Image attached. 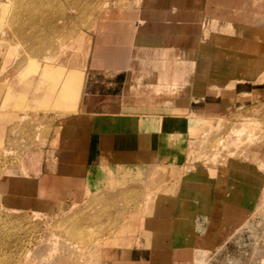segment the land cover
<instances>
[{"label":"rangeland","instance_id":"obj_1","mask_svg":"<svg viewBox=\"0 0 264 264\" xmlns=\"http://www.w3.org/2000/svg\"><path fill=\"white\" fill-rule=\"evenodd\" d=\"M58 1L15 0L18 27L10 17L0 23V264H264V34L258 35L259 50L254 29H240L261 24L264 0H214L208 15L217 19L214 32L223 38L213 41L227 54L225 62L214 58L211 64L214 79L207 84L218 98L214 105H173L192 97L179 85L191 81L197 63L167 58L147 64L158 71L137 87L156 94L160 112L192 119L191 131H173L164 139L149 176L78 190L45 185V149L57 143L85 95L122 76L105 69L125 66L126 56H114L126 54L118 50V34L131 39L126 20L138 18L142 0ZM237 34L244 36V43L233 44L239 53L221 40L229 38V46ZM205 36L211 38L204 31ZM179 94L183 99L166 97ZM162 244L170 247L154 248Z\"/></svg>","mask_w":264,"mask_h":264},{"label":"crops","instance_id":"obj_2","mask_svg":"<svg viewBox=\"0 0 264 264\" xmlns=\"http://www.w3.org/2000/svg\"><path fill=\"white\" fill-rule=\"evenodd\" d=\"M215 5L214 0L141 1L138 18L133 22L126 20L130 23L131 39L118 34L121 36L118 50L123 51L125 48L126 54L116 53L114 56L117 58L126 56L125 66H117L115 69L110 67L105 69L109 71L108 73L103 72L115 75L123 72L122 76L118 75L115 80L108 81L109 85H105L102 91L85 95L78 109L67 118L57 143L45 149L46 156L41 170L45 185L63 184L60 186L65 188L69 185L68 188L71 190H78L82 186L87 189L91 185L121 186L144 180L149 176L155 159L163 153L164 139L173 131L180 133L191 131L192 119H185L178 112H160L162 102L155 101L159 99L156 94L143 92L142 87H137V84L145 83L146 75L158 71L155 66L147 65L151 61L160 62L173 58L181 62L188 59L194 65L197 63L196 69L192 72L191 81L179 86L190 91L187 93L192 97L185 104L173 102V105L187 107L214 105L215 99L218 98H214L213 93H208L210 86L207 84L214 79L211 64L214 58L225 62L227 55L224 48L219 47L223 44L213 41L217 37L223 38L222 33L214 32V23L217 19L209 18L208 15ZM237 7L243 12L249 10V7ZM113 20L116 19H111ZM257 20L261 24H244L240 29L248 27L254 29L251 30L255 31L253 39L261 43L257 40L264 34V27H260L264 26V18ZM220 23L221 26L228 25L222 21ZM204 31L209 32L211 38L206 39L205 36L203 40ZM237 36L229 46L226 45L229 38L221 40L225 42L226 49L239 53V48H235L233 44L244 43L241 40L244 36L240 34ZM213 49L214 55L211 54ZM223 54L224 57H221ZM197 59L198 62L199 60L202 62L198 64ZM146 65L148 71L145 69ZM161 84L164 90H169V84L165 82ZM213 85L214 83L211 86ZM236 86L221 88L235 89ZM183 95L185 94H179V97H166L183 99ZM198 96L201 100L197 98ZM151 106L157 108L153 110ZM159 242L165 243L166 238H160ZM169 247L162 244L154 248Z\"/></svg>","mask_w":264,"mask_h":264},{"label":"bare ground","instance_id":"obj_3","mask_svg":"<svg viewBox=\"0 0 264 264\" xmlns=\"http://www.w3.org/2000/svg\"><path fill=\"white\" fill-rule=\"evenodd\" d=\"M0 1H2V0H0ZM14 1L15 0H5V2L4 3H2L1 5H0V23H4L5 22V20H6V22H10V21H8L9 20V17H10V19H11V23H14V27H18L17 25L15 26V23L16 22H18L19 23V21H17V19H19V17H18V13H17V5L16 4H14ZM60 1V0H59ZM58 1V2H59ZM63 1V0H62ZM76 1V0H75ZM84 1V0H83ZM108 1V0H107ZM130 1V0H129ZM87 2V1H86ZM85 2V3H86ZM96 2V1H95ZM60 3V2H59ZM63 3V2H62ZM71 3V2H70ZM75 3V2H74ZM91 3V2H90ZM92 3H93V1H92ZM97 3V2H96ZM99 3V2H98ZM83 4V3H82ZM65 5V4H64ZM96 5V4H95ZM105 5V4H104ZM48 6V5H47ZM53 6V5H52ZM57 6V5H56ZM77 6H79V5H76L75 7H77ZM82 6H85V5H82ZM82 6H80L81 8H83ZM60 7H61V5H60ZM59 7V8H60ZM62 7H63V5H62ZM89 7H91V6H89ZM88 7V5H87V8H89ZM59 8H56V10H59ZM44 9H47V8H44ZM53 10H54V7L52 8ZM61 9V8H60ZM63 9V8H62ZM89 9H92V8H89ZM88 9V10H89ZM27 10V9H26ZM53 10H52V12H53ZM99 10V9H98ZM29 11V10H28ZM61 11H64V10H61ZM61 11H60V13H61ZM91 11V13H92V11L93 10H90ZM90 11H87V12H90ZM51 12V11H50ZM51 12V13H52ZM99 12V11H98ZM8 13H9V15H8ZM44 12H42V14H43ZM51 13H49L50 15H51ZM58 13V12H57ZM57 13L55 14L56 16H57ZM33 14H35V13H33ZM45 14V13H44ZM48 14V13H47ZM63 14V13H62ZM62 14H60V15H62ZM81 14H83L82 12H81ZM89 14V13H88ZM36 15V14H35ZM40 15V14H39ZM49 15V16H50ZM52 15H53V13H52ZM65 15V14H64ZM34 16V15H33ZM37 16V15H36ZM35 16V17H36ZM45 16V15H44ZM70 16V15H69ZM80 16H82V15H80ZM89 16V15H88ZM18 17V18H17ZM45 17H48V16H45ZM44 17V18H45ZM61 17V16H60ZM64 17H66V16H64ZM71 17V16H70ZM76 17H78V16H76ZM29 18H31V17H29ZM37 18V17H36ZM39 18H41L40 16H39ZM39 18H37V19H39ZM52 18V17H51ZM82 18V17H81ZM101 18V17H100ZM100 18H97V23H96V25H94L95 26V28H96V26H97V24L99 23V20H100ZM8 19V20H7ZM49 19H50V17H49ZM77 19V18H76ZM85 19V18H84ZM83 19V20H84ZM90 19V18H89ZM88 19V20H89ZM30 20H33V19H30ZM53 20V19H52ZM80 20V19H79ZM78 20V21H79ZM83 20H81V21H83ZM96 20V19H95ZM33 21H35V20H33ZM41 21V20H40ZM46 21H47V19H46ZM54 21V20H53ZM60 21V20H59ZM59 21H56V22H59ZM28 22V21H27ZM30 22V24H31V21H29ZM49 22H51V20L49 21ZM49 22H47V23H49ZM61 22V21H60ZM77 22V21H76ZM35 23H37V22H34V24H32V25H36ZM42 23H45V21L44 22H42ZM27 24V23H26ZM29 24V23H28ZM27 24V25H28ZM50 24V23H49ZM48 24V25H49ZM76 24V23H75ZM79 24H81V23H79ZM3 25V24H2ZM12 25V24H11ZM10 25V26H11ZM32 25H30V28L32 27ZM73 25V24H72ZM13 26V25H12ZM12 26L10 27V28H12ZM20 26V25H19ZM38 26V25H37ZM13 27V28H14ZM35 27V26H34ZM46 27H48L47 25H46ZM54 27V26H53ZM22 28V27H21ZM24 28V27H23ZM26 28V27H25ZM39 28H40V26H39ZM44 28H45V26H44ZM35 29H36V27H35ZM20 30V29H19ZM25 30V29H24ZM28 30V28H26V31ZM31 30H32V28H31ZM37 30V29H36ZM46 30V29H45ZM48 30H50V28H48ZM30 31V30H29ZM39 31H40V29H39ZM47 31V30H46ZM51 31L53 32V30L51 29ZM12 32H14V31H11V34H12ZM20 31H18L17 32V35H18V33H19ZM22 32V31H21ZM20 32V33H21ZM28 32V31H27ZM37 32H38V30H37ZM42 32V31H41ZM16 32H14V34H15ZM24 33V32H23ZM31 32H29V34H30ZM34 33H36V32H34ZM40 33V32H39ZM25 34V36H26V32L24 33ZM28 34V33H27ZM37 34V33H36ZM21 35V34H20ZM18 35V37H21V36H23L22 38L24 39V35ZM14 36V35H13ZM30 36V35H29ZM72 36V35H71ZM71 36H70V38H71ZM28 38V37H27ZM14 39H16V38H14ZM30 39V38H29ZM72 39H74V37L72 38ZM14 41V40H13ZM24 41H26V40H24ZM24 41H21L22 43L24 42ZM32 41V40H31ZM30 41V42H31ZM52 41V40H51ZM71 41H73V40H71ZM70 41V42H71ZM27 42H28V40H27ZM46 42H48V41H46ZM69 42V41H68ZM263 42V44H264V41H262ZM261 42V43H262ZM72 43V42H71ZM260 42L259 43H255V44H257V45H259V44H261ZM43 44H45V43H43ZM47 44V43H46ZM52 45H53V43H51ZM263 44H261V46L263 45ZM42 45V44H41ZM40 45V46H41ZM46 46V45H45ZM51 47L50 46V44L48 45L47 44V46L46 47ZM264 46V45H263ZM54 48H56V47H54ZM257 48H258V46L256 47V52H258V53H260V54H262V52H259V50H261V48H263V47H261L260 48V45H259V50H257ZM46 48H44V50H45ZM64 49H66V48H64ZM39 50V49H38ZM41 50H43L42 48H41ZM263 51H264V49H262ZM26 51V50H25ZM48 51V50H47ZM47 51H45V52H47ZM254 51V50H253ZM38 52V51H37ZM58 52V51H57ZM40 53H41V51H40ZM42 55H43V53H41ZM41 54H39V56L41 55ZM46 54V53H45ZM55 54V53H54ZM61 54V53H60ZM264 55V52H263V54H262V56ZM257 56H258V54H257ZM29 57V56H28ZM48 56L46 55V56H44V58H47ZM57 57V56H56ZM55 57V58H56ZM260 57H261V55H260ZM264 57V56H263ZM32 58V57H31ZM43 58V60H45ZM49 58H52V57H49ZM259 59V58H258ZM246 61V60H245ZM248 61V60H247ZM250 62V61H249ZM256 62V61H255ZM36 64H37V67L38 66H42V63H40L39 61H37L36 62ZM203 143V142H202ZM203 150V149H202ZM77 224V223H76ZM76 224H74V225H76ZM76 226H79L78 224L76 225ZM75 226V227H76ZM74 226H72L71 228H73ZM78 228V227H77ZM81 228V227H80ZM76 229V228H75ZM72 229H70V231H71ZM77 230V229H76ZM79 230V229H78ZM81 230V229H80ZM73 232H75V231H73ZM72 231H71V233H73ZM68 233V232H67ZM78 233V232H77ZM70 234V233H69ZM72 235V234H71ZM70 235V236H71ZM74 235V234H73ZM82 235V234H81ZM80 235V236H81ZM75 236V238H76V235H74ZM82 237H83V235H82ZM79 238V237H78ZM79 239H81V238H79ZM82 239H84V238H82ZM89 239V238H88ZM77 240V239H76ZM85 240V239H84ZM84 240H81V241H83L84 242ZM85 243V242H84ZM84 243H82V244H84Z\"/></svg>","mask_w":264,"mask_h":264}]
</instances>
